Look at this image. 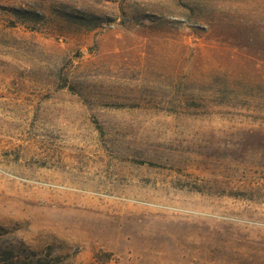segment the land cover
I'll return each instance as SVG.
<instances>
[{"label":"rangeland","instance_id":"rangeland-1","mask_svg":"<svg viewBox=\"0 0 264 264\" xmlns=\"http://www.w3.org/2000/svg\"><path fill=\"white\" fill-rule=\"evenodd\" d=\"M0 247L264 264V0H0Z\"/></svg>","mask_w":264,"mask_h":264},{"label":"trees","instance_id":"trees-1","mask_svg":"<svg viewBox=\"0 0 264 264\" xmlns=\"http://www.w3.org/2000/svg\"><path fill=\"white\" fill-rule=\"evenodd\" d=\"M0 252L6 254L5 256H3V258H1L0 261H8V260L13 261L12 258L10 257L14 253L12 250H8L0 247ZM5 264H10V263H5Z\"/></svg>","mask_w":264,"mask_h":264}]
</instances>
